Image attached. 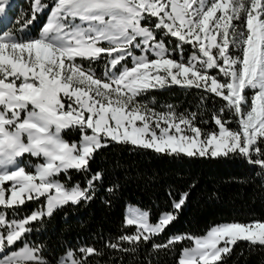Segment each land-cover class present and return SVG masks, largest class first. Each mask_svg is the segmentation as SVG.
Returning <instances> with one entry per match:
<instances>
[{
  "label": "snow or ice",
  "instance_id": "snow-or-ice-1",
  "mask_svg": "<svg viewBox=\"0 0 264 264\" xmlns=\"http://www.w3.org/2000/svg\"><path fill=\"white\" fill-rule=\"evenodd\" d=\"M49 3L46 22L33 36L30 26ZM49 3L34 0L19 29L0 32V264H51L46 246L29 240L39 231L31 225L70 203L95 199L104 173H93L90 162L112 142L176 157L242 158L260 169L257 175L264 173V0ZM11 7L12 0H0V21ZM170 85L202 90L201 106L210 98L223 103L204 120L173 105L157 110L143 99ZM209 123L216 129L200 126ZM66 130H78L79 142L67 141ZM25 157L38 162L25 165ZM70 170L85 177L83 184L69 183ZM168 196L171 209L154 223L149 210L130 208L124 226L136 231L105 247L138 246L162 234L190 192L170 188ZM29 202L38 207L21 217ZM184 240L192 246L182 249L178 264H223L241 241L264 246V222L221 224L153 249ZM103 255L94 246L69 247L55 264H90Z\"/></svg>",
  "mask_w": 264,
  "mask_h": 264
},
{
  "label": "trees",
  "instance_id": "trees-1",
  "mask_svg": "<svg viewBox=\"0 0 264 264\" xmlns=\"http://www.w3.org/2000/svg\"><path fill=\"white\" fill-rule=\"evenodd\" d=\"M42 2L49 3V0ZM33 3L34 0L15 1L1 22L0 32L19 29L31 17ZM50 8L51 3L48 10L37 14V19L30 26L33 36L39 34ZM172 40L174 46L175 39ZM185 48L186 54H190L192 49ZM95 67L97 74L103 76L104 65ZM202 94V90L170 85L148 91L143 99L157 110L166 111L168 105H173L180 112H198L199 118L211 120L212 111L218 110L223 102L219 98H210L206 106H201L199 97ZM200 126L217 127L214 123ZM229 127L237 128L234 119ZM69 135L68 132L64 136L67 141ZM74 137L78 140L76 134ZM90 163L93 173H104L95 199L87 204L70 203L55 210L50 219L45 217L42 222L31 225L39 231H34L29 240L46 246L44 255L51 264H55L67 248L78 249L80 246H94L104 253L103 256L91 257L90 264H178L182 249L192 246L189 240L160 250H154L153 245H163L170 237L178 235L200 237L221 224L264 222V173L257 175L260 169L242 158L176 157L112 142L98 150ZM60 179L63 181L65 178L61 175ZM84 180V176L71 171L70 184H83ZM114 185L113 193L105 191ZM170 188L176 193L189 191L190 196L178 218L162 234L152 237L147 243L141 241L138 246L120 243V248L134 247L135 251L105 247L106 243H118V237L136 231L133 226H124L129 207L149 210L150 222L153 223L162 211L170 210ZM106 200L110 204H106ZM37 207V202L27 203L21 217ZM6 216L10 218L9 213ZM223 264H264V246H252L241 241L230 255L224 257Z\"/></svg>",
  "mask_w": 264,
  "mask_h": 264
},
{
  "label": "rangeland",
  "instance_id": "rangeland-1",
  "mask_svg": "<svg viewBox=\"0 0 264 264\" xmlns=\"http://www.w3.org/2000/svg\"><path fill=\"white\" fill-rule=\"evenodd\" d=\"M1 22L2 21H0V29H1ZM173 39H175V38H173ZM188 47H190V46H188ZM191 48V47H190ZM137 54H139V53H137ZM157 89H160V88H157ZM157 89H152V90H157ZM150 91V90H149ZM70 133V135H69V137H68V140H69V142H73V141H75V142H79V140H80V132L78 131V130H66V133ZM65 133V134H66ZM77 135V137H78V140H76L75 139V137H74V135ZM65 136V135H64ZM135 147V146H134ZM149 150H151V149H149ZM154 151V150H153ZM29 162H31V163H36V162H38L37 160H36V158H32V157H26V158H24V164L25 165H27ZM70 171H72V170H70ZM75 171V170H74ZM7 195H9L8 193H6V196ZM41 199H43V198H41ZM0 208H2V207H0ZM130 208V207H129ZM128 211H129V209H128ZM128 211H127V213H128Z\"/></svg>",
  "mask_w": 264,
  "mask_h": 264
},
{
  "label": "crops",
  "instance_id": "crops-1",
  "mask_svg": "<svg viewBox=\"0 0 264 264\" xmlns=\"http://www.w3.org/2000/svg\"><path fill=\"white\" fill-rule=\"evenodd\" d=\"M128 210V209H127Z\"/></svg>",
  "mask_w": 264,
  "mask_h": 264
}]
</instances>
